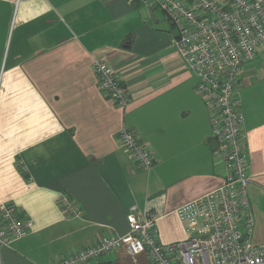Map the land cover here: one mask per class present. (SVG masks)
<instances>
[{
  "label": "crops",
  "instance_id": "obj_1",
  "mask_svg": "<svg viewBox=\"0 0 264 264\" xmlns=\"http://www.w3.org/2000/svg\"><path fill=\"white\" fill-rule=\"evenodd\" d=\"M174 39L164 13L141 0H0V203L13 202L32 223L26 236L0 244V264H48L101 235L126 234L129 208L158 195L157 241L185 238L175 209L217 188L223 171ZM93 59L118 71L124 108L98 90ZM240 83L248 192L260 193L264 61L248 62ZM122 127L150 146L148 171L117 144ZM60 193L80 216L67 215ZM135 263L123 249L90 261Z\"/></svg>",
  "mask_w": 264,
  "mask_h": 264
},
{
  "label": "built area",
  "instance_id": "obj_2",
  "mask_svg": "<svg viewBox=\"0 0 264 264\" xmlns=\"http://www.w3.org/2000/svg\"><path fill=\"white\" fill-rule=\"evenodd\" d=\"M141 1L155 4L175 30V50L193 75L194 90L208 113L222 183L175 209L185 235L181 241H157L156 211L163 202L158 195L148 199L141 210L136 205L129 208L126 234L101 235L48 264H90L120 249L135 264H264V242H253L252 236L255 223L248 198L250 173L240 93L245 65L264 50V0ZM91 68L98 90L124 108L129 93L118 71L99 59H93ZM116 141L140 170L148 171L154 164L150 146L135 131L120 128ZM58 201L67 215H81L67 194L60 193ZM0 222V244L6 245L26 236L32 227L11 201L0 203Z\"/></svg>",
  "mask_w": 264,
  "mask_h": 264
},
{
  "label": "rangeland",
  "instance_id": "obj_3",
  "mask_svg": "<svg viewBox=\"0 0 264 264\" xmlns=\"http://www.w3.org/2000/svg\"><path fill=\"white\" fill-rule=\"evenodd\" d=\"M264 61V50L253 60ZM248 198L254 215L253 242H264V192H248Z\"/></svg>",
  "mask_w": 264,
  "mask_h": 264
},
{
  "label": "water",
  "instance_id": "obj_4",
  "mask_svg": "<svg viewBox=\"0 0 264 264\" xmlns=\"http://www.w3.org/2000/svg\"><path fill=\"white\" fill-rule=\"evenodd\" d=\"M163 24H164L165 26L168 25L167 22H165V23H163ZM211 145H212V146H211V149H213V150L216 149L217 144H216V142H215L214 140H212Z\"/></svg>",
  "mask_w": 264,
  "mask_h": 264
}]
</instances>
